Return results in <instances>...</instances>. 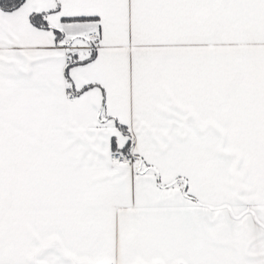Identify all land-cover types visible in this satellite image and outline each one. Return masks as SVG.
<instances>
[{
    "label": "snow or ice",
    "instance_id": "6c2138e0",
    "mask_svg": "<svg viewBox=\"0 0 264 264\" xmlns=\"http://www.w3.org/2000/svg\"><path fill=\"white\" fill-rule=\"evenodd\" d=\"M0 264H264V0H0Z\"/></svg>",
    "mask_w": 264,
    "mask_h": 264
}]
</instances>
